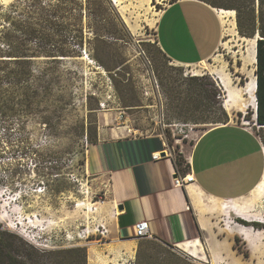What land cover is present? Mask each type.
Here are the masks:
<instances>
[{
  "label": "rangeland",
  "instance_id": "1",
  "mask_svg": "<svg viewBox=\"0 0 264 264\" xmlns=\"http://www.w3.org/2000/svg\"><path fill=\"white\" fill-rule=\"evenodd\" d=\"M14 1L0 0V7L5 10ZM18 1V16L24 22L31 0ZM50 1L44 0L46 4ZM79 1L83 9L81 56L65 57L51 71L50 100L33 105V114L17 120L12 144L6 142L1 130L0 225L45 250L86 246L87 264H94L103 255L99 248L115 214L108 203L107 177L94 175L88 168V148L100 125L119 124L138 135L162 133L184 167L181 147L189 150L201 133L224 124V119L258 135L253 100L229 102L219 83V77L227 75L233 83L243 85L227 80L229 86L244 92L255 72L245 59L246 50L258 35L242 36L235 9L213 6L224 15L220 45L204 63L181 65L164 54L156 39L158 18L173 0ZM220 9L229 11L222 13ZM249 12L246 8L248 22ZM258 14L255 0L257 22ZM35 61L36 75L42 68L52 70L54 66L47 67L41 58ZM203 75L217 87L224 110L221 121L181 108L187 79ZM120 112L125 116L123 121L117 119ZM255 190L258 193L250 198L255 216L241 215L257 221L249 223H257L262 230L258 264H264V185ZM138 244V256L132 264H196L156 240L140 239ZM235 246L249 255L239 242Z\"/></svg>",
  "mask_w": 264,
  "mask_h": 264
},
{
  "label": "crops",
  "instance_id": "2",
  "mask_svg": "<svg viewBox=\"0 0 264 264\" xmlns=\"http://www.w3.org/2000/svg\"><path fill=\"white\" fill-rule=\"evenodd\" d=\"M222 36L220 15L201 0L171 2L156 25L157 44L181 65L210 59ZM222 78L240 85L221 75L224 91ZM181 148L186 169L177 166L162 133L138 135L119 124L100 125L88 148V168L107 177L108 203L115 214L99 248L103 255L94 264H132L138 241L146 239L135 237L134 224L140 220L148 221L153 240L174 247L196 264H258L262 230L240 220L257 222L241 214L255 216L250 198L264 177L259 136L248 127L224 123L201 133L189 150ZM154 153L161 157L153 159ZM176 173H190L194 181L175 186ZM237 242L248 256L237 250ZM187 244H197L196 253L187 251Z\"/></svg>",
  "mask_w": 264,
  "mask_h": 264
},
{
  "label": "trees",
  "instance_id": "3",
  "mask_svg": "<svg viewBox=\"0 0 264 264\" xmlns=\"http://www.w3.org/2000/svg\"><path fill=\"white\" fill-rule=\"evenodd\" d=\"M201 1L235 9L238 32L246 37L258 35L255 122L264 146V0H257L258 22L254 17L255 0ZM18 3L14 1L5 10L0 7V133L2 129L5 131L4 139L9 144L15 140L12 132L18 121L33 114L31 107L50 100L52 78L48 75L53 74L51 71H55L63 58L81 56L79 48L83 41V9L79 0H51L47 4L44 0H31L30 14L24 22L18 16ZM246 8L251 13L249 22L245 19ZM36 58L43 59L47 67L54 64L52 70L42 68L36 75ZM187 82L189 86L182 92L181 108L221 121L224 110L214 81L203 75L190 76ZM221 122L227 123L225 119ZM176 164L181 165V159L176 157ZM240 222L258 228L257 223ZM0 264H87V248H37L0 225Z\"/></svg>",
  "mask_w": 264,
  "mask_h": 264
},
{
  "label": "bare ground",
  "instance_id": "4",
  "mask_svg": "<svg viewBox=\"0 0 264 264\" xmlns=\"http://www.w3.org/2000/svg\"><path fill=\"white\" fill-rule=\"evenodd\" d=\"M226 11L229 10H222L220 9L219 12L226 13ZM221 19L224 17L223 14H219ZM245 59L249 64H253L254 68L256 66V41H253L252 44L247 48ZM204 63V62H203ZM223 84L227 87L226 91L228 93L227 101L239 103L243 99L247 102H251L253 100L254 104H256V98H255V90H256V76L255 72L252 74V77L250 80L246 83V86L244 87V92L238 89H233L229 86L226 79L222 78ZM228 102V103H229ZM264 185V177L263 180L258 185L261 186ZM243 218L248 219L246 216L241 215ZM187 251H191L193 253H196L197 251V244H187L184 246Z\"/></svg>",
  "mask_w": 264,
  "mask_h": 264
},
{
  "label": "built area",
  "instance_id": "5",
  "mask_svg": "<svg viewBox=\"0 0 264 264\" xmlns=\"http://www.w3.org/2000/svg\"><path fill=\"white\" fill-rule=\"evenodd\" d=\"M123 118L124 115L120 113L118 116V120H123ZM168 151L169 149L164 150L165 153H167ZM160 157H161L160 153L153 154V159H158ZM192 181H194V176L190 173H185V174L176 173L173 178L174 185L179 187L184 186ZM105 232L106 229L101 231V234H104ZM134 232H135V237L137 238L153 239V235L150 232L149 223L147 220L137 221L134 224Z\"/></svg>",
  "mask_w": 264,
  "mask_h": 264
},
{
  "label": "water",
  "instance_id": "6",
  "mask_svg": "<svg viewBox=\"0 0 264 264\" xmlns=\"http://www.w3.org/2000/svg\"><path fill=\"white\" fill-rule=\"evenodd\" d=\"M255 41H256V39H255ZM255 98H256V96H255ZM255 111H256V104H255Z\"/></svg>",
  "mask_w": 264,
  "mask_h": 264
}]
</instances>
